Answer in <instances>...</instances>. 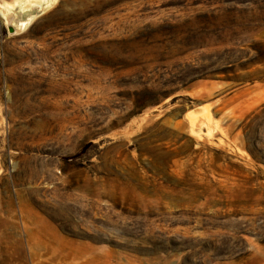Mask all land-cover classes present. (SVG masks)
<instances>
[{
    "label": "rangeland",
    "instance_id": "obj_1",
    "mask_svg": "<svg viewBox=\"0 0 264 264\" xmlns=\"http://www.w3.org/2000/svg\"><path fill=\"white\" fill-rule=\"evenodd\" d=\"M0 264H264V0H0Z\"/></svg>",
    "mask_w": 264,
    "mask_h": 264
},
{
    "label": "water",
    "instance_id": "obj_2",
    "mask_svg": "<svg viewBox=\"0 0 264 264\" xmlns=\"http://www.w3.org/2000/svg\"><path fill=\"white\" fill-rule=\"evenodd\" d=\"M16 17L10 14L6 17L8 32L11 36L17 35L21 27L14 24ZM215 101L200 103L185 111L183 118L187 121L189 129L193 132L204 124L207 129H213L216 122Z\"/></svg>",
    "mask_w": 264,
    "mask_h": 264
}]
</instances>
